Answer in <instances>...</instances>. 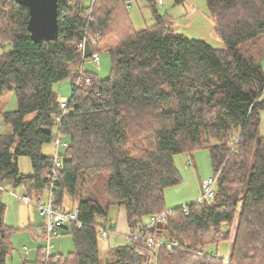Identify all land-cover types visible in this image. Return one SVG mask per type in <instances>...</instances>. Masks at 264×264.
<instances>
[{"label": "trees", "instance_id": "trees-1", "mask_svg": "<svg viewBox=\"0 0 264 264\" xmlns=\"http://www.w3.org/2000/svg\"><path fill=\"white\" fill-rule=\"evenodd\" d=\"M205 1L222 49L177 33L155 11L151 27L135 30L124 0H58V37L35 43L27 8L0 0V45L12 47L0 55V97L12 92L16 101L15 110L0 111L11 129L0 133V185L41 201L53 166L42 147L59 138L54 206L71 211L63 206L70 196L80 222L60 229L72 239L66 257L46 261L41 248L36 264H102L97 227L112 226L110 203L124 205L129 236L139 227L141 237L111 247L106 264H264V73L257 60L264 0ZM102 51L111 71L98 79L83 63ZM67 79L63 112L53 85ZM200 149L218 173L214 197L168 210L164 192L181 181L174 156ZM21 156L31 162L29 174L19 172ZM5 212L0 201V264L14 231ZM40 230L45 238L44 224ZM148 236L161 245L149 248ZM227 241L226 259L206 251Z\"/></svg>", "mask_w": 264, "mask_h": 264}, {"label": "rangeland", "instance_id": "rangeland-1", "mask_svg": "<svg viewBox=\"0 0 264 264\" xmlns=\"http://www.w3.org/2000/svg\"><path fill=\"white\" fill-rule=\"evenodd\" d=\"M162 4H152L147 0H124L125 13L130 21L133 29L141 30L151 27L154 23V14L169 16L173 21L174 29L177 33L188 38L202 40L216 49L224 47L223 42L218 37L213 19L211 18L205 0H184L177 3L175 0H162ZM261 46L264 47L263 43ZM10 44L0 45V55L11 50ZM257 60L261 64L264 73V55ZM83 70L94 75L98 79H105L110 75L111 59L106 51L99 53V61L97 64L86 60L83 63ZM70 79L55 83L53 92L58 102H67L71 94ZM264 100V92L261 96ZM16 109L15 96L12 92H7L0 97V111H13ZM30 118V116L28 117ZM259 135L264 137V116L260 113ZM11 129L2 123L0 117V133H10ZM65 142V140H62ZM64 146H60L59 153L62 154ZM44 155L54 157V143L45 144L42 147ZM190 158L191 165L187 163ZM175 166L180 174L181 181L165 190L164 205L170 210L177 207H185L186 205L197 201L201 197L200 182L202 180L213 177L210 155L208 150L200 149L191 155L178 154L174 156ZM18 168L21 174H29L32 171L31 162L28 157L21 156L18 158ZM218 175V173L216 174ZM218 177V176H217ZM3 190L0 191V201L5 204V223L14 229L11 235L12 251L7 257V264H36L39 249L47 247L46 238L41 237L40 226L44 224L43 218L39 215L36 206L44 204L47 201L48 193L44 191L41 201L37 199L29 200L30 204H25L17 197L25 195L22 188H13L10 184L4 183ZM12 192L17 196L12 195ZM70 196L64 195L63 206L70 209L74 206ZM105 219L112 224L115 229L107 238H98L99 257L102 264H106L108 260V251L111 247L123 245L128 242L129 227L126 221L125 207L122 204L110 203L106 207ZM103 219H101L102 221ZM100 221V220H99ZM149 220H144V224H148ZM35 230V234L30 229ZM135 233L139 232L136 227ZM234 234V228L231 232V241ZM222 242L219 244H211L206 247V251L216 254L220 258H228L231 251L230 242ZM48 257L60 255L66 257L72 250V239L70 235L60 234L52 236L49 241ZM42 249V255H43ZM29 262V263H26Z\"/></svg>", "mask_w": 264, "mask_h": 264}, {"label": "built area", "instance_id": "built-area-1", "mask_svg": "<svg viewBox=\"0 0 264 264\" xmlns=\"http://www.w3.org/2000/svg\"><path fill=\"white\" fill-rule=\"evenodd\" d=\"M162 0H155L156 4H162ZM90 13V10L87 11V14ZM91 42H95L94 37L90 38ZM81 48L83 50L84 45H81ZM99 61V54L94 53L91 56V62L94 64H97ZM80 76V74H79ZM79 80L77 79L74 81V85L78 86L79 85ZM86 82H88V79L85 80ZM61 106L64 108L63 112H65L66 109V103H62ZM54 143V147H55V153H54V157H53V166L52 169L50 171V175H49V179H48V183L45 186V189L48 193L47 196V201L46 203H42L39 204L37 207V209L39 210V215L43 218L44 220V229H45V238L47 241V247H45V249H43V256L45 257V260L47 261L48 257V250L50 249L49 247V241L50 238L52 236H58L60 235V229L65 226L67 223H75L77 226H80V222L77 219V213L78 210L76 207H74L71 211H60L58 210L55 206V199L52 196V191H53V186L56 182V177H57V169L60 167L61 161L59 158V148L61 145H63V143L60 141L59 138L55 139ZM187 163L189 165H191V160L190 158L187 159ZM217 176L218 175H213V177H210L208 179L202 180L200 182V192H201V197L198 201H203V200H210L214 197V191H215V184H216V180H217ZM0 190H3V187L0 185ZM12 195L16 196L14 194V192H12ZM17 197V196H16ZM20 201H22L25 204H30L29 202V198L26 195L23 196H19L17 197ZM183 210L186 211V208L183 207ZM157 219L152 217L150 222L153 223L155 222ZM148 228V227H147ZM115 229L110 226V227H101L98 226L97 227V233L101 238H107L108 235L112 232H114ZM140 231L141 228L139 229V232L136 234H133L129 237L137 239L140 238ZM128 237V238H129ZM149 248H156L158 246L161 245V242L159 243H155L154 240L152 239V237L148 236L145 238ZM176 244L173 243L171 245H168V247H173Z\"/></svg>", "mask_w": 264, "mask_h": 264}, {"label": "water", "instance_id": "water-1", "mask_svg": "<svg viewBox=\"0 0 264 264\" xmlns=\"http://www.w3.org/2000/svg\"><path fill=\"white\" fill-rule=\"evenodd\" d=\"M27 8V30L35 43L55 40L58 37V0H13Z\"/></svg>", "mask_w": 264, "mask_h": 264}, {"label": "crops", "instance_id": "crops-1", "mask_svg": "<svg viewBox=\"0 0 264 264\" xmlns=\"http://www.w3.org/2000/svg\"><path fill=\"white\" fill-rule=\"evenodd\" d=\"M175 30V29H174ZM62 103H64V102H62ZM30 231H33V233L35 234V230L32 228V229H30ZM41 231V230H40ZM26 263H29V262H26Z\"/></svg>", "mask_w": 264, "mask_h": 264}]
</instances>
